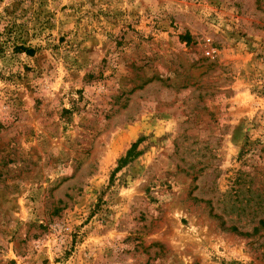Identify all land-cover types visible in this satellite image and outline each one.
<instances>
[{
	"label": "rangeland",
	"instance_id": "rangeland-1",
	"mask_svg": "<svg viewBox=\"0 0 264 264\" xmlns=\"http://www.w3.org/2000/svg\"><path fill=\"white\" fill-rule=\"evenodd\" d=\"M260 219L264 0H0V264H264Z\"/></svg>",
	"mask_w": 264,
	"mask_h": 264
},
{
	"label": "trees",
	"instance_id": "trees-1",
	"mask_svg": "<svg viewBox=\"0 0 264 264\" xmlns=\"http://www.w3.org/2000/svg\"><path fill=\"white\" fill-rule=\"evenodd\" d=\"M138 142L137 143H134L131 145L130 149L126 152V155L124 158L120 159L119 162H120V166L121 165H124L126 163H128L131 159H133L137 154H135L134 150L137 146ZM259 228L263 229L264 228V219H260L258 220V226L257 227H254L252 229V232L250 234L248 233H243L241 235H245V236H251V235H256ZM233 231H236V228L235 227H232L231 228ZM240 234V233H239Z\"/></svg>",
	"mask_w": 264,
	"mask_h": 264
}]
</instances>
